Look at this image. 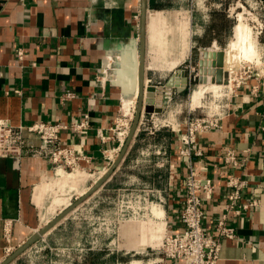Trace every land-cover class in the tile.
I'll use <instances>...</instances> for the list:
<instances>
[{"label": "crops", "instance_id": "0c3cea01", "mask_svg": "<svg viewBox=\"0 0 264 264\" xmlns=\"http://www.w3.org/2000/svg\"><path fill=\"white\" fill-rule=\"evenodd\" d=\"M153 2L157 4L158 0ZM258 2L264 22V0ZM149 4L147 0L144 80L160 93L162 84L175 71H183L177 69L180 59L173 57L172 52L181 42L190 43L191 39V48L198 50L197 69L200 53L222 44L216 40L209 46L200 43L211 10L199 9L194 16L190 10L173 7L166 10L160 6L154 9ZM202 5L205 7L204 2ZM140 6V0H0V119L13 126L37 121L68 124L79 122L88 114L91 128L83 151L91 159L87 169L94 170L99 180L117 159L121 146L115 130L121 114L120 88L105 79L109 68L107 49L132 40L138 43ZM183 15L187 17L185 30ZM261 44L264 45V31ZM18 49L23 51L21 60ZM181 81L178 76L174 86H180ZM16 90L20 93H15ZM69 93L72 97H65ZM170 103L171 100L156 115L166 126L149 133L151 121L146 115L111 176L72 211L99 195L97 215L91 221L75 222V217L68 214L37 242L50 240L58 231L69 232L71 224L78 226L77 236L84 239L86 233H92L99 238L102 221L109 225L118 221L117 200L111 197L105 200L109 193L116 199L122 193L125 197L134 192L150 196V202L144 205L151 208L153 228L159 224L152 211L156 206L163 211L166 232L181 230L178 213L188 159L180 155L183 145L176 130L179 126L183 128L182 123L161 119ZM27 138L37 141L32 135ZM61 138L64 145L79 143L78 135L71 131ZM197 143L208 166L204 175L215 185L212 197L204 203L203 228L213 236L215 219L224 209L225 188L219 171L225 176H245L248 187L242 194V202L255 199L257 203L249 211L229 218L228 224L235 228L237 237L221 241L215 264H264V76L260 79L251 76L237 86L227 97L216 126L199 134ZM226 148L240 157L246 156V163L236 169L224 165L222 156ZM192 159L197 165L199 159ZM139 160H146L147 168L142 172L130 171L138 169ZM78 172L84 178L87 176L84 171ZM63 173L56 174L43 159L0 157V263L5 257L4 223H10L13 243L18 246L49 222L42 220L48 213V188L56 176L74 184L84 181L72 177L73 173L68 176ZM126 220L125 217L122 221Z\"/></svg>", "mask_w": 264, "mask_h": 264}, {"label": "rangeland", "instance_id": "374dc122", "mask_svg": "<svg viewBox=\"0 0 264 264\" xmlns=\"http://www.w3.org/2000/svg\"><path fill=\"white\" fill-rule=\"evenodd\" d=\"M202 2H204L205 7L202 5ZM157 4L166 10H170L172 7L181 8L182 10H190L193 11L194 16L199 13V9L203 10L204 8H207L208 10L222 11L226 15V18L232 22L233 27L236 23L238 14L241 13L244 17L243 19L245 23L250 27L253 36L257 39V51L259 50V53L257 52L259 58L257 57L255 63L241 62V71H237L238 73L233 77H231L228 72H225L224 81L222 83L223 87L220 90L219 96L213 95L212 93H206L197 107L196 105L191 104L190 95L199 84L197 75L198 69L196 65L198 61V50L191 48V39H189L190 43L186 42V44H184V42H181L179 47L172 50L174 53L173 57L180 59L177 64V69L187 71L192 75L188 78L184 90L172 98L170 105L165 108L164 117L161 119L164 118L163 120H166L167 122L175 120V122H181L183 125V121H185L188 115L216 117L221 113L227 97H230L232 91L237 86L242 85L243 78L247 77L245 71L248 70V67H250L249 65L254 67V71L256 69L260 74H264V48H262L264 45L261 44L260 34L264 22H262L261 8L258 0H158ZM182 18V26L184 27L182 29L185 30L186 24L184 23L187 22V17L183 15ZM213 21H218L217 16L214 17ZM209 22L210 16L208 18V23ZM233 27L228 35L227 32L223 31V34L220 37L221 39H218L219 43L222 45H218V47L214 46L207 50L216 49V52L223 51L224 53L229 40L227 39V36H229V38L232 36ZM189 31L191 32L190 29ZM190 34L191 33H189V38H191ZM131 44V41L129 43L123 42L120 46L116 45V47L118 50H122L127 45L131 47ZM136 45L138 50V43ZM169 51L171 50L169 49L168 52ZM191 67L193 70L190 71ZM111 70L113 72V65L109 63V68L106 71V74H111ZM211 82H214V79H212ZM240 82L241 84H239ZM154 85L162 86L164 84ZM120 113L115 130L116 133H122V135L118 136L119 138H122L123 134L124 136L127 135L124 131L127 133L131 126L135 114V106L131 109V115L124 116L122 112ZM123 139H125V137H123ZM119 152L120 151H118V153ZM136 164L138 165V169L130 171L142 172L143 169L147 168L146 160H139ZM74 172L76 171H66L63 175L68 176V174ZM84 172L87 173V176L84 178V181L81 183L79 182V184H74L68 179L63 180L62 177H55L54 181L51 182L48 188L49 197L46 203V207L48 206V213H46L42 221H51L59 215L61 211L66 209V207L80 199V197L95 184L94 182L98 180L99 175L94 173V170H84ZM132 196L133 198H131L130 204L132 209L128 208L127 210L124 206L120 207V204H122L121 202L127 199L123 193L118 196V199L110 193L105 196V200L110 197L114 198L115 201L117 200L116 216L118 217V221L115 224L112 223L110 225L102 221L100 224L99 238L92 233H86L85 238L83 239L76 235L78 226L71 224L72 228L69 232L66 231L65 233H62L58 231L48 241L42 240L37 242L40 239L39 238L9 264H157V260L161 257L162 238L164 235L163 233L165 232L164 223L162 221L163 215H161L162 209L155 206L152 210L159 218V224L156 229H154L152 226L153 219L150 213L151 208L147 207L145 210L141 209V206L144 205L141 204V200H138L140 193L134 192ZM96 197L95 200L90 198L88 203L83 204L78 210L72 213L70 212L71 214L69 213V215L75 217V222H77L78 219L80 221L88 219L91 221L92 217L97 215L98 212L96 208L98 207L97 203H99V195ZM55 200H58L59 204L55 202ZM147 202H150V196L147 198ZM103 208L104 207L102 206V209ZM125 217L127 220L124 222L122 220ZM91 227L92 225L88 227L90 231L92 229ZM98 227L99 226H97V228ZM128 232H131V237L126 236ZM10 237L12 240L11 245L14 246L13 251H15L22 243L18 246L14 245L12 228L10 231ZM7 257L8 256H5L3 260Z\"/></svg>", "mask_w": 264, "mask_h": 264}, {"label": "built area", "instance_id": "2783aa9c", "mask_svg": "<svg viewBox=\"0 0 264 264\" xmlns=\"http://www.w3.org/2000/svg\"><path fill=\"white\" fill-rule=\"evenodd\" d=\"M262 31H264V26H262L260 34ZM17 56L20 60L23 58L22 49L17 50ZM249 66L248 70L245 71L247 77L243 78L242 82L251 76L256 79L264 76V74H260L256 69L254 71V67ZM191 70H193L192 67ZM15 93H20V91L16 90ZM65 97L71 98L72 94L69 93ZM223 109L224 107H222L221 113ZM220 114L216 117L188 115L185 121H183V128L179 126L176 130L183 145L180 155L188 159L187 173L181 184L183 191L182 203L178 213L181 230L173 234H169L166 231L163 233L161 257L157 260V264H215L219 259L221 241H233L237 237L235 228L228 224L229 218L232 215L238 216L245 213L257 204L255 199L242 202V194L248 187V181L245 176L235 174L225 176L219 171L218 175L223 179L225 188L224 209L215 219L213 236L203 228V218L205 216L204 203L212 197L215 185L212 179L204 175L208 166L205 164L206 157H204L198 146L197 136L216 126L217 117ZM156 115H148L151 121V128L149 130L151 134L155 130L166 126L165 122L157 120ZM145 116H141L140 123ZM90 128V117L88 114H85L81 121L68 124L37 121L31 125L19 124L13 126L0 119V157L43 159L52 166L55 173L58 170L64 172L88 170L86 165L91 163V159L85 155L83 150L86 134ZM67 131L78 135L79 143L77 145L63 144L61 136ZM124 132L127 134L126 131ZM27 135L36 137L37 141L29 140ZM117 135L120 136L122 133H117ZM123 137H126V135L124 136L123 134ZM123 137L120 138L121 146L124 140ZM120 147L118 151H120ZM192 157L199 159L197 165H195ZM246 161V156L240 157L231 148H226L222 156L223 164L232 169L240 167ZM126 198L125 201L121 202L120 207L124 206L126 210L128 208L132 209L130 204L133 196L130 195ZM147 198V195L141 194L138 200H141V204L144 205L147 202ZM141 209L145 210L146 206H141ZM10 231V223H4L3 240L5 243V256H9L14 250V246L11 245Z\"/></svg>", "mask_w": 264, "mask_h": 264}, {"label": "water", "instance_id": "95a60500", "mask_svg": "<svg viewBox=\"0 0 264 264\" xmlns=\"http://www.w3.org/2000/svg\"><path fill=\"white\" fill-rule=\"evenodd\" d=\"M140 31L138 38V71H137V98L135 105V114L128 129L127 135L122 143L120 152L117 159L112 163L111 167L106 171V173L90 187V189L84 193L73 204H70L66 209L61 211L59 215L53 218L51 221L43 225L40 229L36 230L31 234L18 248L13 251L5 260L0 264H9L19 255H21L28 247H30L39 238L45 235L50 229H52L57 223H59L64 217H66L70 212L76 209L83 201L90 197L95 191H97L111 176L113 171L116 169L120 161L126 154L130 143L135 135V132L139 126L140 119L142 115L149 114H161L163 107L167 106L168 101L172 100L178 93H180L187 85V80L192 75L187 71H175L169 79L164 83L161 92L158 93L153 85H147L144 80V56H145V39H146V13H147V0H140ZM212 60L209 63L204 61L207 55L202 52L199 57V69H198V82H211L214 79L215 84H222L224 81V69L223 51H218L210 54ZM208 67V68H207ZM204 74L209 76L199 77V75ZM181 76V85L179 87L174 86L175 79Z\"/></svg>", "mask_w": 264, "mask_h": 264}, {"label": "bare ground", "instance_id": "6f19581e", "mask_svg": "<svg viewBox=\"0 0 264 264\" xmlns=\"http://www.w3.org/2000/svg\"><path fill=\"white\" fill-rule=\"evenodd\" d=\"M243 18L241 13L238 14L233 27V34L229 38L227 47L224 50L223 69L231 77L236 75L239 70L241 71V62L255 63L258 57L257 39L253 36L250 27L245 23ZM131 42V47L127 45L122 50L120 49L121 51L117 49L116 45H112L107 49V59L113 65V72L111 70V74H105V79L112 85L120 88V107L124 116H128L131 109L134 108L138 89L137 71L139 59L136 47L137 43L135 40ZM215 52L216 49L204 51L207 55L204 61L209 63L212 60L210 54ZM199 77L209 78V76L204 74L199 75ZM222 87V84H215L214 82H200L190 95L191 104L196 106L200 104L201 99L206 93L219 96ZM59 171L61 172L62 170H58L57 173ZM71 176L79 179L84 178V175L78 171L74 172ZM161 215H163V211Z\"/></svg>", "mask_w": 264, "mask_h": 264}, {"label": "trees", "instance_id": "16d2710c", "mask_svg": "<svg viewBox=\"0 0 264 264\" xmlns=\"http://www.w3.org/2000/svg\"><path fill=\"white\" fill-rule=\"evenodd\" d=\"M150 7L158 9L159 5L155 4L153 0H150ZM218 18V21L214 22V17ZM233 25L232 22L226 18V15L222 11L211 10L210 11V22L206 26V33L204 35V40L200 43L204 46H209L213 40L219 41L218 39L223 34V31L230 33ZM221 39V38H220Z\"/></svg>", "mask_w": 264, "mask_h": 264}]
</instances>
